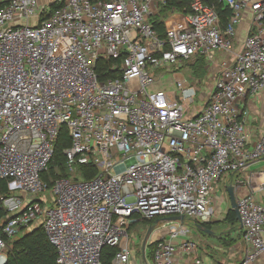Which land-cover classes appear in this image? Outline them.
Segmentation results:
<instances>
[{"label":"built area","instance_id":"obj_1","mask_svg":"<svg viewBox=\"0 0 264 264\" xmlns=\"http://www.w3.org/2000/svg\"><path fill=\"white\" fill-rule=\"evenodd\" d=\"M56 1L41 19L49 7L39 0H0V264L8 241L38 226L59 264H101L104 246L118 247L112 264H202L184 222L164 218L196 225L221 217L224 175L233 188L253 183L264 197V169L239 175L264 159V118L247 122L242 105L264 88V0H220L231 11L224 27L208 0H191L184 26L163 37L151 18L167 0ZM247 10L252 21L239 41ZM217 53L227 58L210 72L199 106L183 75H175L174 92L154 78L196 55L212 69ZM100 60L117 76L101 80ZM62 125L74 179L49 184L41 174ZM87 164L97 172L86 180L78 166ZM236 208L238 264L264 263V204L247 193ZM155 217L163 218L147 243L149 260L146 247L135 255L126 228Z\"/></svg>","mask_w":264,"mask_h":264},{"label":"trees","instance_id":"obj_2","mask_svg":"<svg viewBox=\"0 0 264 264\" xmlns=\"http://www.w3.org/2000/svg\"><path fill=\"white\" fill-rule=\"evenodd\" d=\"M191 0H167L164 5H162L159 11L152 16L151 22L154 27L158 31L159 35L162 37L165 35V22L170 15L173 13L184 14L186 12L191 11L190 9ZM209 4L214 5L216 8L218 15L220 17L221 26L224 27L228 18L231 15L230 9L225 7L220 0H208ZM58 2L55 0L49 5V11L44 12L41 15V19H44L49 16V13L52 9L58 6ZM163 11H167V15L164 17H160V14ZM192 63V66L198 67L197 71H205V60L202 56L196 55L194 60L188 62ZM111 62L110 60H100L97 64V71L99 72L100 79L104 80L108 77H115L118 74L117 72H113L110 68ZM202 73V72H201ZM70 145V138L68 136L66 127L64 125L61 126L58 136L56 137L53 145V156L48 164L47 170L41 174V178L47 181L49 184L61 177H69V171L66 167V158L63 153V150ZM78 170L80 171V176L83 179H90L93 177L97 169L92 164L80 165L78 166ZM4 185V184H3ZM2 216V211L0 209V217ZM163 217H155L152 219H139L135 222H132L129 226L135 225L137 222H144L147 225H154L156 221L162 219ZM229 221L236 232L241 231L239 228V223L236 218L235 212L229 208L225 217L223 218ZM210 221L204 223H196L201 224L204 228L210 229ZM200 230V229H198ZM202 231V230H200ZM203 232V231H202ZM204 233V232H203ZM239 233L237 234L235 240L239 239ZM232 239V242L235 241ZM231 241L228 243H232ZM154 247V243H150L146 246V257L152 258V250ZM118 247L104 246L101 250L100 261L101 264H112V258L117 251ZM149 259V260H150ZM6 264H59L56 261V250L54 246L49 242L43 228L41 226L34 227L31 231L25 233L24 235L8 241L7 248V263Z\"/></svg>","mask_w":264,"mask_h":264},{"label":"rangeland","instance_id":"obj_3","mask_svg":"<svg viewBox=\"0 0 264 264\" xmlns=\"http://www.w3.org/2000/svg\"><path fill=\"white\" fill-rule=\"evenodd\" d=\"M44 7H47V5L42 6V8ZM167 13V11H163L160 14V17L166 16ZM191 64L192 63H188V61L171 64L169 69L163 67L154 72L153 75L155 79H159L162 76V87L166 86L167 89L171 92H174V87L171 84L175 78V75L181 74L188 81H192L197 92V96L195 97L193 106H199L203 103V100L199 98V95L206 89V87L210 83V78L208 76V71H206V74L203 69L199 72L197 71L198 67L192 66ZM251 169L256 168L254 166ZM226 176L228 175H224L222 178L224 179ZM69 177L72 180L74 179L71 174H69ZM224 184V182H220V185L218 186V189L216 191V197H220L221 194L225 192V188L223 186ZM220 187L222 188L221 190ZM225 198L226 199L222 202L221 205L222 214L224 211L227 212V210L230 208L229 199L227 196H225ZM217 200H221V198ZM222 214L221 217H214L209 222L210 230H212L213 234L215 235H208L198 230L195 223L189 219H186L184 221V224L189 231L188 236L192 239V241L198 243L199 245L198 258L200 259L202 264H238L242 259V245H239L234 238L238 233L229 221L223 219L224 217L222 216ZM148 227L149 225L144 222H137L135 225L131 227L128 226L126 228L129 236L128 242L132 247L135 248V255H138V247L141 246L142 240ZM134 237H136V239H133ZM155 237L156 236H154V233H151L149 240H153L155 239ZM232 239H234L235 241L232 242ZM230 241L232 243L228 244Z\"/></svg>","mask_w":264,"mask_h":264},{"label":"crops","instance_id":"obj_4","mask_svg":"<svg viewBox=\"0 0 264 264\" xmlns=\"http://www.w3.org/2000/svg\"><path fill=\"white\" fill-rule=\"evenodd\" d=\"M55 0H39V4L41 6L43 5H47V7H49L50 3H52ZM252 19V14L247 10L246 12H244L243 14V18L240 21L239 25L237 26V38L242 40L244 39V37L247 35L248 29H249V25L251 23ZM165 32L167 28H174V27H179L182 28L184 26V14H180V13H173L172 15H170L168 17V19L166 20L165 24ZM227 58V55L224 53H217L216 54V60H215V65H213L212 69H208L206 71H208V76L209 78L211 77V73L213 72L218 66L219 64L224 61ZM206 69V68H205ZM210 84V83H209ZM243 106H245V108L248 111V119L247 122L249 123H259L263 120L264 118V88L261 89L259 92H257L254 95L248 96L247 99L242 103ZM256 169H251L252 167H254ZM258 167V168H257ZM264 169V159L259 160L257 163H255L254 165L250 166L248 169L244 170L242 173H240L239 175L244 177L245 179L249 178V175L251 174V172L253 171H259ZM231 176H226L223 180H221L220 182H224L225 184L223 185L225 188V192L223 194H221L220 197L216 198V202L217 203H221L226 199L225 196L228 197L227 194V187L230 185L231 183ZM220 185V183H219ZM253 183L249 184V183H243V184H238L234 186V195H235V199L243 194H253L255 196V198L260 201L262 204H264V197L262 196V194L259 191H255L252 187ZM222 188L220 187V190ZM221 198V200H217ZM229 199V197H228ZM239 223V222H238ZM197 228V227H196ZM240 228V227H239ZM198 229V228H197ZM241 231L238 230L237 233H239V239L237 240L239 245L241 243ZM209 235V234H208ZM215 235V234H213ZM243 250L244 247L242 245V255H243ZM257 264H264L263 261L261 260L260 262H258Z\"/></svg>","mask_w":264,"mask_h":264},{"label":"water","instance_id":"obj_5","mask_svg":"<svg viewBox=\"0 0 264 264\" xmlns=\"http://www.w3.org/2000/svg\"><path fill=\"white\" fill-rule=\"evenodd\" d=\"M227 194L229 197V202H230V208L235 212L236 214V218L239 222V227L241 228V220H240V216L238 214V210L236 208V199H235V195H234V188L233 186L229 185L227 187ZM167 221H175V220H179L181 222H184L185 218L183 215H176V216H168L164 218ZM153 227L154 225H150L144 235V238L142 240V244H141V249L142 252L145 250V247L148 243L149 237L153 231ZM196 227L200 230H202L204 233L209 234V235H213V231L210 229H206L204 228L201 224H197Z\"/></svg>","mask_w":264,"mask_h":264}]
</instances>
